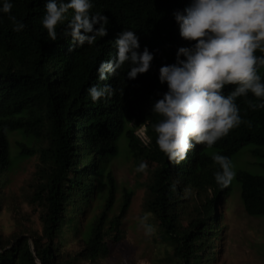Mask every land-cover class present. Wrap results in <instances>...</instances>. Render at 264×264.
<instances>
[{
  "label": "trees",
  "instance_id": "trees-1",
  "mask_svg": "<svg viewBox=\"0 0 264 264\" xmlns=\"http://www.w3.org/2000/svg\"><path fill=\"white\" fill-rule=\"evenodd\" d=\"M11 2V14L26 27L14 32L6 16L0 14V172L10 170L18 161L37 158L26 202L40 210L41 234L30 232L6 243L0 236V264H86L107 254V238L117 241L122 237L120 227L133 194L123 187L115 213L118 186L110 162L123 156L118 143L122 138L128 148L124 154L133 159L135 167L144 157L157 164L147 184L144 206L159 221L175 264H204L202 254L217 236L216 201L227 197L230 187L221 189L214 181L217 168L208 160L213 145H199L192 153L194 158L179 169L162 160L151 127L159 117L150 111L151 104L166 91V84L158 82V69L175 59V51L170 52L173 32L165 21L172 18L170 11L184 9L189 3L92 0L91 11L101 12L108 19V33L132 30L140 50L147 47L153 54L149 68L134 79L126 78L125 64L117 76L98 82L97 65L116 53L107 57L109 48L102 38L92 46L77 47L69 44V38L61 36L58 29V39L49 41L40 24L46 0ZM181 46H187L182 38ZM259 72L264 79V67ZM93 84L111 85L113 95L93 103L86 92ZM247 99L257 102L251 94ZM236 102L241 117L251 126L241 124L215 147L231 157L244 145L255 144L259 148L252 154L264 158V108L249 110L244 98ZM146 121L150 140L143 143L135 129ZM8 132L20 136L14 156ZM236 181L244 211L264 218V175L239 170ZM102 188L105 191L97 211L83 222V214ZM186 189L192 194H184ZM208 189L211 193L198 204V215L190 219L188 227H182L180 212L191 198L197 203ZM66 227L80 239V249L77 255L71 254L72 258L61 253L57 241Z\"/></svg>",
  "mask_w": 264,
  "mask_h": 264
},
{
  "label": "clouds",
  "instance_id": "clouds-1",
  "mask_svg": "<svg viewBox=\"0 0 264 264\" xmlns=\"http://www.w3.org/2000/svg\"><path fill=\"white\" fill-rule=\"evenodd\" d=\"M179 1L189 5L170 11L172 18L165 21L173 32L170 52L175 51V59L158 69V82L166 84V91L151 104L150 111L159 117L151 127L162 160L173 169L192 160L199 145H213L208 160L215 164L213 178L223 189L233 181L235 171L232 156L215 146L241 124L251 126L241 117L237 98H244L249 110L264 108V79L259 72L264 67V0ZM12 8L11 0H0V14L6 16L14 32H21L26 25L11 14ZM92 8V0H46L40 24L47 40L56 41L58 29L61 36L69 38V44L77 47L92 46L102 38L109 48L107 57L116 53L97 65L98 82L117 76L125 64L127 79L144 73L153 54L147 47L140 50L132 30L108 33L107 17ZM181 38L187 46L179 47ZM86 92L95 103L110 98L114 89L109 84H93ZM249 94L256 103L247 99ZM147 122L137 126L143 129L144 139L137 133L143 143L150 140ZM146 167L140 162L135 170L144 172ZM137 219L146 236L155 232L148 214Z\"/></svg>",
  "mask_w": 264,
  "mask_h": 264
},
{
  "label": "rangeland",
  "instance_id": "rangeland-1",
  "mask_svg": "<svg viewBox=\"0 0 264 264\" xmlns=\"http://www.w3.org/2000/svg\"><path fill=\"white\" fill-rule=\"evenodd\" d=\"M143 136V129L138 127L135 133ZM11 155L17 150L16 141L20 136L12 132L8 136ZM121 157L113 158L110 162L112 173L117 181L118 191L114 203V212H118V205L123 187L133 191L129 208L122 220V237L117 241L107 238V254L97 261L86 264H175L171 257L172 248L162 238V229L159 221L147 212L144 206L147 184L150 182L151 173L156 167V162L142 158L146 164L144 172H137L132 158H128L125 152L128 148L124 139L119 140ZM255 144H246L236 152L231 162L235 171V177L230 183L229 195L221 196L215 204L217 236L211 241V246L202 254L201 262L204 264H264V218L247 214L242 206L239 196V185L236 181V173L244 170L256 175H264L262 164L263 157L254 156L252 150L258 149ZM37 158L31 157L18 161L10 170L0 172V194H2V209L0 210V236L2 242L14 240L20 235H29L30 232L41 234L39 220L40 210L30 206L26 198L31 191L29 182L33 175ZM105 188L100 190L98 199L85 211L83 222L91 217L97 210V203L102 198ZM191 192L186 189V194ZM211 190L202 195L196 203L193 198L180 212L179 220L182 227H188L192 217L198 215L200 204ZM192 194V192H191ZM148 214V222L155 226V232L146 236L143 228L139 226L138 217ZM8 238V239H7ZM59 249L63 255L72 258L80 249V239L70 227L64 229Z\"/></svg>",
  "mask_w": 264,
  "mask_h": 264
},
{
  "label": "water",
  "instance_id": "water-1",
  "mask_svg": "<svg viewBox=\"0 0 264 264\" xmlns=\"http://www.w3.org/2000/svg\"><path fill=\"white\" fill-rule=\"evenodd\" d=\"M39 264H41V263H39Z\"/></svg>",
  "mask_w": 264,
  "mask_h": 264
}]
</instances>
